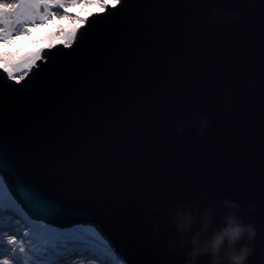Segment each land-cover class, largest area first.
Listing matches in <instances>:
<instances>
[{"label": "snow or ice", "instance_id": "snow-or-ice-1", "mask_svg": "<svg viewBox=\"0 0 264 264\" xmlns=\"http://www.w3.org/2000/svg\"><path fill=\"white\" fill-rule=\"evenodd\" d=\"M125 5L137 9L138 17L145 16L143 9L164 7L136 0H0V73L4 77L0 97L11 96L38 107L26 140L13 134L0 141V264H71L70 253L100 264L115 252L95 224L54 227L50 220L57 214V201L37 186H21L17 160L63 190V184L48 177H83L72 185L75 193L118 217L122 233L135 224V194L125 196L124 189L158 144L160 113L175 103L173 98L167 105L162 103L173 79L208 55L207 49L191 37L166 29L145 41L147 24H125L118 18L27 95L17 97L7 91L25 87L38 62L48 59L42 55L44 49L56 44L71 49L89 17ZM77 6L83 14L68 11ZM56 20L67 23L33 37L34 30ZM25 38H31L34 47H13ZM162 44H166L164 54L155 68L152 57ZM17 187L22 198L14 194ZM81 230L98 245L88 248Z\"/></svg>", "mask_w": 264, "mask_h": 264}, {"label": "water", "instance_id": "water-1", "mask_svg": "<svg viewBox=\"0 0 264 264\" xmlns=\"http://www.w3.org/2000/svg\"><path fill=\"white\" fill-rule=\"evenodd\" d=\"M136 2L164 7L143 9L144 17H138L137 9L127 5L89 17L78 43L71 49L61 44L44 49L42 55L48 59L38 62L39 67L29 74L31 79L26 77L25 87L7 90L17 97L27 95L32 86L82 53L88 42L118 18L125 24H147L145 41L166 29L180 37H191L207 49L208 55L173 79L162 103L167 105L169 98L175 103L172 109L160 113L158 144L151 159L141 165L124 189L125 196L135 194V224L122 233L118 217L75 193L72 185L83 177H48L63 184V190L17 160L21 186H37L57 201L52 224L67 227L77 222L95 223L127 264H169V259L172 264H180L183 254L172 255L165 243L175 235L174 228L168 226L170 218L165 209L178 204L212 209V229L223 225L228 211L242 222L253 224L256 236L246 264H264V0ZM233 8L239 9L238 18L213 15L214 9ZM165 47L160 45V52L152 57L153 67H159ZM37 111L38 107L29 102L0 97V141L13 134L26 140V130ZM14 194L22 198L19 187ZM224 199L238 207L226 208ZM153 223L159 225L158 238H154ZM197 264H209L208 257H199Z\"/></svg>", "mask_w": 264, "mask_h": 264}, {"label": "clouds", "instance_id": "clouds-1", "mask_svg": "<svg viewBox=\"0 0 264 264\" xmlns=\"http://www.w3.org/2000/svg\"><path fill=\"white\" fill-rule=\"evenodd\" d=\"M213 15L218 17L228 15L235 19L239 16V9H214ZM222 203L228 209L238 207L234 201L227 199ZM156 210L160 211L158 206ZM165 212L170 218L168 226L175 230V235L167 238L166 247L174 256L183 254L180 264H197L198 258L204 255L208 257L209 264H246L247 257L252 251V241L256 236L253 224L242 222L238 216L228 211L224 214L223 225L212 229L213 213L208 207L201 209L178 204L165 209ZM151 229L154 238H158L159 225L153 223ZM71 264L90 262L75 258ZM169 264H172L171 259Z\"/></svg>", "mask_w": 264, "mask_h": 264}, {"label": "rangeland", "instance_id": "rangeland-1", "mask_svg": "<svg viewBox=\"0 0 264 264\" xmlns=\"http://www.w3.org/2000/svg\"><path fill=\"white\" fill-rule=\"evenodd\" d=\"M68 11L70 13H73V14H75V13L83 14V11L80 9L79 6H77L75 8L69 7ZM61 23H67V21L56 20L54 22H48V23L44 24L43 26H41L39 29L34 30L33 37L43 36L44 34L53 30L57 24H61ZM29 39H31V38L22 39V40L18 41L16 44H14L13 47L16 48V47L22 46V50H27L29 48L34 47V45L29 43ZM82 234H84V233H82ZM86 239H87L86 240V246L88 248L91 249L93 246L98 245V242L95 240V238H93L91 236H86ZM85 254L87 255L88 253H85ZM100 264H124V263H122V261L120 259H116L114 257V255H110L106 258L101 259Z\"/></svg>", "mask_w": 264, "mask_h": 264}, {"label": "bare ground", "instance_id": "bare-ground-1", "mask_svg": "<svg viewBox=\"0 0 264 264\" xmlns=\"http://www.w3.org/2000/svg\"><path fill=\"white\" fill-rule=\"evenodd\" d=\"M75 225H72V226H70V227H66V228H62V229H71V228H73ZM54 227H56V226H54ZM57 228H59V227H57ZM100 231V230H99ZM101 232V231H100ZM82 233H84V234H82ZM81 234L82 235H84L85 237L86 236H91V234L90 233H88V232H86V231H84V230H81ZM102 234V233H101ZM103 235V234H102ZM87 240V239H86ZM79 254L78 253H76V254H69V257H70V259L71 260H73V259H75V258H77V256H78Z\"/></svg>", "mask_w": 264, "mask_h": 264}]
</instances>
